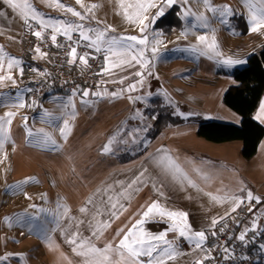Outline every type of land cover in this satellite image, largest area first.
Returning <instances> with one entry per match:
<instances>
[{"label": "crops", "instance_id": "obj_1", "mask_svg": "<svg viewBox=\"0 0 264 264\" xmlns=\"http://www.w3.org/2000/svg\"><path fill=\"white\" fill-rule=\"evenodd\" d=\"M22 11L26 10H14L0 0V76L5 77L0 80V118L14 113L11 124L7 118L0 121L6 130L0 133V264H88L91 257L78 254L85 251L78 247L81 240L100 249L106 244L115 247L140 220L143 223L137 225L134 236L147 239L149 234L166 232L165 239L178 253L173 259L160 257L164 264H203L216 234L241 212L244 203L250 206L235 229L234 241H250L264 230V136L256 153L246 159L240 140L215 143L197 135L198 126L205 122L240 125L241 117L223 102L225 92L237 85L232 74L228 80L213 78L215 64L202 58L191 80L172 78L171 71L161 81L137 79L135 73L143 67L131 56L106 51L108 39L102 45L105 76L98 91L84 89L78 96L56 94L33 100L23 81L28 54L23 46ZM28 18L33 19L29 13ZM159 18L152 23L154 29ZM174 18L177 27L162 31L166 42L182 27L180 18ZM224 21L222 29L229 28ZM244 23L234 26L232 37L247 42L251 31L247 20ZM136 25L113 30L122 31L117 40L135 36L123 33ZM124 43L133 45L132 54L139 53V44ZM218 52L228 59L235 57L229 44ZM143 57L147 60L146 54ZM10 58L20 64L9 68ZM169 59L162 58L163 62ZM150 63L147 60L146 65ZM202 63L212 68L207 77ZM20 103L25 106L18 107ZM262 104L264 94L252 118L264 128ZM65 121L66 138L60 132ZM105 145L110 151H104ZM248 192L259 202L249 200ZM237 200L241 201L238 207ZM153 202L165 212L185 213L190 225L187 235L206 234L201 247L182 237L191 250L179 252V231L169 228L181 225V218L156 210L145 217ZM105 222L110 226L104 228ZM243 225L247 232L245 241H240ZM74 235L77 244L68 242ZM151 242L159 244V249L168 247ZM262 245L264 239L251 251L252 256L263 258L259 264H264ZM109 255L114 261L120 259ZM158 256L159 250L151 259ZM149 259L139 258L141 264Z\"/></svg>", "mask_w": 264, "mask_h": 264}, {"label": "rangeland", "instance_id": "obj_2", "mask_svg": "<svg viewBox=\"0 0 264 264\" xmlns=\"http://www.w3.org/2000/svg\"><path fill=\"white\" fill-rule=\"evenodd\" d=\"M154 2L156 7H149L147 8V11L142 12V17H148V19H145L144 21L148 26L144 32H141V25L138 22L133 23L127 19L125 13L133 15L137 11L136 5L139 3H144L146 5L147 0H79V3L77 0H27V3L36 10V13L34 18V14L28 12L35 20L28 18L23 30V46L26 50L25 54H28L29 52L27 51V41L24 37L26 26L29 22L41 25L39 22L41 19L44 22L43 26L51 29H53V25L56 22H60L58 26L61 29L67 25H72L74 27L83 25L84 31L93 39L95 38L96 32L103 31L105 32L104 42L108 39H118V37L121 36L122 33L120 32L122 31L113 30L132 27L137 24L133 29H128L127 33L123 34H133L138 39H147V44L139 45V49H143V54H146V59L151 61V63L148 64V66L145 65L141 68V76L135 75V78L141 80L151 79L154 81H161V79L163 80V78H165L166 71L172 72V75L170 76L172 78L191 80L198 74V72H196V67L202 58L215 64L217 74H214L213 78L228 80L231 78L232 71L241 70L246 67L247 58L251 54L261 51L264 46V27L252 31L254 25L250 22V12L259 7L258 0H248L247 4L244 3L243 0H209L211 7L217 9L216 12L208 11L203 0H188L187 3L178 2L169 8L165 7L164 12H168L166 14L164 13V15L159 18L158 26L155 29L153 28L152 23H149V20L155 16L158 8L162 4V0H155ZM17 3H20L22 6L24 0H17ZM59 5H63V7ZM93 5H96V7L93 8ZM225 5L229 6L231 11L221 17L220 10L222 6ZM21 8L23 9V7ZM68 8L79 12L84 19L74 16L72 12L67 10ZM186 11L191 14L185 15ZM200 14L207 17V26H202L201 21L197 19V16ZM174 17L180 18L179 21L182 23V27L180 30L176 31V36L173 40L166 42V35H163L162 31H165V29L170 31L177 27L174 23ZM228 17H233V21L226 20ZM224 20L226 21L225 25L229 28L222 29V26H224ZM246 20L251 31L248 41L246 42L247 39H244V41L234 39L232 37V29H234L236 24L243 26L246 23H244ZM71 34H77L80 36V31H73ZM199 36L206 37V40L203 42L199 41L197 39ZM35 38L36 37H34L33 40ZM213 39L216 44L215 49L209 47V45L212 44ZM86 41L90 44V40ZM157 41H159V43H156ZM104 42H102L100 46L102 55L97 60L99 67L96 68L97 74L93 84L83 83L82 85H79L77 91H74L71 94L59 91L49 92L42 96V98L56 94L78 96L84 89H87L90 92L98 91L101 79L105 76H102L104 56L102 45ZM224 44H229L230 48L234 50L233 54L235 57L231 60H242L244 63L233 64L231 66L225 65L223 61L228 59L227 56H221L218 52L219 48L223 47ZM104 47L105 50L107 49L106 51H108L109 45L105 44ZM117 47L116 49H118ZM153 48L156 49L155 53L152 51ZM49 55H52V53L49 52ZM29 56L30 55L28 54V57ZM163 57L170 58L169 62H163ZM90 59L91 57H89L86 64H81L82 69L89 64ZM184 61H187L188 64L184 65ZM170 62H172V64H170ZM201 66H203V76H209L212 68L206 63H202ZM112 73V77H115V72ZM241 231H245L244 225ZM254 258L258 260L256 264H259L260 260L262 261L263 259L262 257Z\"/></svg>", "mask_w": 264, "mask_h": 264}, {"label": "snow or ice", "instance_id": "obj_3", "mask_svg": "<svg viewBox=\"0 0 264 264\" xmlns=\"http://www.w3.org/2000/svg\"><path fill=\"white\" fill-rule=\"evenodd\" d=\"M77 2L79 3V0H77ZM178 2L179 3H187L188 0H162L161 6L158 8L155 16L152 17L151 20H149V23H154L156 21V19L163 16L164 11H165V7H171L172 5H174L175 3H178ZM203 2L205 4L206 8L208 9V11H212V12L217 11V9L211 7V5L209 4V0H203ZM243 2L247 4L248 0H243ZM4 3L9 5L14 10L23 7V9L26 11H22L21 16L23 19H25L26 22L28 19V12L33 13L34 18H35L36 10L34 8H32L31 5H29L27 3V0H24V3L22 6L20 3H17V0H4ZM258 4H259V7L250 12V15H251L250 22L254 25V27L252 28V31H256L258 28L264 27V0H258ZM59 6L63 7V5H59ZM92 7L94 8V7H96V5H93ZM149 7H156L154 0H147L146 5L144 3L137 4L136 5L137 11L133 15H128L127 13H125L127 19H129L133 23L138 22L141 25V28H140L141 32H144V30L148 26L147 24L144 23L145 19H148V17H146V16L142 17V12L147 11V8H149ZM252 7H254V6H252ZM67 10L69 12H72V14L74 16H78V17H80V19H84V17L81 16V14L79 12H76L75 10H73L71 8H68ZM230 11L231 10H230L229 6H227V5L222 6V8L220 10L221 17H223L226 13H230ZM190 14H191L190 12H187V11L185 12V15H190ZM0 15H2V13H0ZM197 19H199L201 21L202 26H207V17H205L203 14L198 15ZM39 22L41 23L42 26L44 25V22L42 19ZM224 22H226V21H224ZM59 24H60V22H56L53 25V31L55 33L62 32L63 35L67 36L68 39L71 40V38H72L71 32L79 30L80 36L82 39L90 40V44L88 46L89 47L94 46L97 51H100L101 43L104 42V39H105V32H103V31L96 32L95 38L93 39L84 31L83 25H78L75 27L72 25H67V26L63 27V29H61L58 26ZM89 31H94V30H89ZM33 34L37 38H40L42 36L41 31H35ZM51 39L53 40V42H55L56 41V35L53 34ZM197 39L199 41L203 42L206 40V37L199 36V37H197ZM124 41H133L139 45H146L147 39L146 38L138 39L136 36H128V37H121L119 40H117L116 38H113V39L107 41V43L109 45L108 52L112 53L113 55L131 56V60L136 61V63L140 64L141 67H144L147 64V61L143 57V49H141L138 54L134 55V54H132V51H131V49L133 48V45L124 43ZM156 43H159V41H157ZM117 46H119L121 49H123V52L116 51ZM209 47L215 49L216 44H215L214 39H213L212 44L209 45ZM35 51L42 56L45 55L44 53L40 52L39 47H37L35 49ZM152 51H153V53H155L156 49L153 48ZM68 55L70 57L75 58L76 57V48H72ZM87 55L88 54L85 53L84 55H81L79 57V60L82 64L87 63V60H86ZM105 59L107 60L108 57L106 56ZM68 62L72 63L73 61L70 59ZM8 63H9V68H11L13 66V64L18 66L20 64V61L15 60L14 58H10ZM121 63H130V61L121 60ZM223 63L225 65L231 66L233 64H242V63H244V61H242V60H235L234 61V60H231L229 58L227 60H224ZM21 72H22V70H21ZM135 75L141 76V73L137 72V73H135ZM7 78L11 79L10 76ZM4 79H5L4 76H0V80H4ZM129 87H130V89H134L135 86L130 85ZM94 94H98V93H94ZM83 95L87 96L88 92L85 91L83 93ZM112 95H116V94L113 93ZM137 99H139V97H137ZM17 106L18 107H24L25 105L23 103H20ZM261 109L264 110V104L261 105ZM12 116H14V113H10V112L5 113V117L0 118V121H4L5 118H7L6 122L8 124H11V117ZM66 129H68V122L67 121H65V127L60 129L62 136H65ZM5 131L6 130L3 126V123H0V133H4ZM28 135H32V133L28 132ZM65 138H66V136H65ZM111 142H112V140L110 139L109 145L111 144ZM0 143H2V140H0ZM109 145H105V147H104L105 152L110 151ZM176 167H177V170H179L178 166H176ZM133 183H135V181H133ZM130 187H131V185H130ZM247 198L249 200L256 199L259 202V198L253 197L251 192H248ZM214 199H217V198H214ZM235 203H236V206L238 207L239 204L241 203V201L237 200V201H235ZM113 207H115V205H113ZM154 210H156L160 215L169 216V218H174V217L181 218L182 224L170 226L169 230H178L179 235L181 237H185L186 239H189V240H195V246L197 248H200L201 245L206 240V234L204 231L192 232L191 236L187 235V233L190 231V225H188L186 222V214L185 213H183V212H179V213L165 212L164 210L159 209L156 202H153V204L148 207V210L146 212H144L143 215L146 217L150 213H152ZM232 210L235 211V208H233ZM80 211L85 212L86 209L81 208ZM250 211H251V209H250ZM113 215H115V213H113ZM141 223H143V220L137 221L136 224L133 225L132 228H130L128 230V232L123 235V237L120 239L119 243L115 247H113L112 244H106L103 249H100V248L95 247V245L88 243L86 240H81L78 244V247L81 249H85V251L79 252L78 254L90 256L91 260L88 262V264H141V262L139 260V258L141 256H147L150 258L149 261L147 262V264H164L163 259H161L160 257L167 255L169 259H173L175 257V255L178 254L175 251V249L173 248L171 242H169L165 239L166 234H167L166 232H161L157 236H151L149 234V237L147 239H145L144 237L134 236L133 235L134 230L136 229L137 225H139ZM216 224H217V220L214 218L212 220V226L215 227ZM108 226H110V225L107 222H105L103 224L104 228H107ZM253 227H255V224L253 225ZM221 231H223V229H221ZM246 232H247V229L245 230V232H242L240 234V236L238 237V239L240 241H245ZM119 234H120V231L117 232V235H119ZM93 235H96V233L94 232ZM213 235H215V233H213ZM130 237H132L131 240H130ZM97 238H99V237H97ZM151 241L162 242L163 244H167L168 247L164 248V249H159V244H154ZM68 242L71 244H77V240L75 238V235L71 239H69ZM261 247L264 248V245H262ZM158 250H159V256L157 257V259H155V260L151 259L153 256V253L157 252ZM73 251H76V249L74 248ZM225 251L227 252V249H225ZM109 253H114L115 255H118L120 259L118 261H114L110 257ZM206 258H208V257H206ZM197 264H202V262H197Z\"/></svg>", "mask_w": 264, "mask_h": 264}, {"label": "built area", "instance_id": "obj_4", "mask_svg": "<svg viewBox=\"0 0 264 264\" xmlns=\"http://www.w3.org/2000/svg\"><path fill=\"white\" fill-rule=\"evenodd\" d=\"M41 31L42 36L37 38L33 33ZM56 35V41L51 39ZM27 41L26 48L29 60L24 65L23 81L30 89V97L39 100L49 92L59 91L71 94L77 91L83 83L93 84L96 78V68L99 67L97 60L100 58L101 50L89 47L88 42L77 34H71V40L62 32L55 33L53 29L36 23H28L24 31ZM36 37L34 40L33 38ZM39 47L40 55L35 51ZM72 48H76V57L68 54ZM49 52L52 55H49ZM87 53L86 60L91 57L89 64L82 69L78 57ZM72 63H69V60ZM84 67V66H83ZM250 203L242 205L241 212L219 231L208 246V254L203 264H256L258 261L251 255V251L257 246L264 236V231L252 236L250 241L237 243L233 240V233L240 221L245 217ZM179 252L185 253L191 250L184 238L177 239ZM227 249V252L225 251Z\"/></svg>", "mask_w": 264, "mask_h": 264}, {"label": "trees", "instance_id": "obj_5", "mask_svg": "<svg viewBox=\"0 0 264 264\" xmlns=\"http://www.w3.org/2000/svg\"><path fill=\"white\" fill-rule=\"evenodd\" d=\"M28 60L29 57L26 58ZM232 76L237 85L225 92L223 102L241 117L240 125L205 122L198 126L197 135L215 143L240 140L241 154L249 159L256 153L264 136V128L252 118L264 94V46L261 51L251 54L246 67L234 70Z\"/></svg>", "mask_w": 264, "mask_h": 264}]
</instances>
